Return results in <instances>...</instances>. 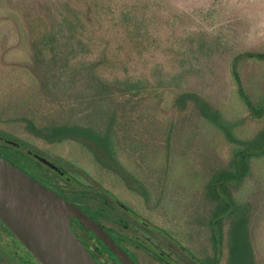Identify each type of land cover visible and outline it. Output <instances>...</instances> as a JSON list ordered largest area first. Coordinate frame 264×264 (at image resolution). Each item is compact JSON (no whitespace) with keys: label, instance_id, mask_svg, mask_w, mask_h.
<instances>
[{"label":"trees","instance_id":"obj_1","mask_svg":"<svg viewBox=\"0 0 264 264\" xmlns=\"http://www.w3.org/2000/svg\"><path fill=\"white\" fill-rule=\"evenodd\" d=\"M99 1L104 2L0 0V23H7L11 32L5 36L12 39V49L25 47L20 60L0 50V65L10 78L6 86L0 85V135L30 139L37 153L41 150L33 146L32 136L50 145L81 148L83 157L74 156L78 162L43 154L71 176H93L90 168L95 179L100 177L95 180L97 190H108L100 180L107 174L124 185L139 184L137 189L129 187L145 199L158 191L161 180L148 159L168 161L186 153L190 162L203 161L208 174L198 169L201 183L190 192V205L212 209L192 215L193 222L205 223L215 242L221 239L218 227L228 220L233 225L228 248L234 264H251L248 203L241 192L232 195L230 190L238 192L251 173L252 160L264 159V69L251 85L244 84L242 71L249 60L264 68V50L230 51L229 73L239 107L230 99L220 104L177 83L176 77L157 84L129 78L109 81L98 73L99 61L81 58L90 47V24L100 17L92 7ZM96 4L105 11V3ZM224 147L229 152L226 162L220 154ZM152 177L157 179L150 184Z\"/></svg>","mask_w":264,"mask_h":264},{"label":"rangeland","instance_id":"obj_2","mask_svg":"<svg viewBox=\"0 0 264 264\" xmlns=\"http://www.w3.org/2000/svg\"><path fill=\"white\" fill-rule=\"evenodd\" d=\"M101 1L105 3L103 12L92 3L100 17L90 24L87 34L90 47L81 57L99 61L101 76L109 81L129 78L147 84L166 83L176 77L177 83L197 89L220 104H226L230 99L239 107L229 73L230 51L264 50V0ZM103 3L99 1L96 6ZM10 33L9 25L0 23V50H8L10 59L20 60L25 47L18 45L12 49V39L7 37ZM263 69L253 61H246L242 69L244 84L251 85V80H259ZM7 73V68L0 65L2 86H6L10 79ZM17 129L18 133L22 130L21 127ZM31 139L33 146L41 150L40 156L53 163H57L53 156L77 161L74 157L77 153L79 158L84 155L81 148L77 151L66 143L50 145L33 136ZM43 150L52 157L43 154ZM220 154L222 162H226L228 148L224 147ZM164 160L148 159L161 177L157 192L160 201L165 202L177 217L181 215L182 207L189 208L194 215L208 214L212 207L203 205L196 209V205L195 208L190 205L193 196L190 192L201 183L200 172L208 174V164L203 165L201 160L190 162L186 153ZM28 162L43 170V164L38 161L30 159ZM251 166V173L238 192L231 189L230 194L241 192L243 201L248 203V239L256 257L255 263L264 264V159L252 160ZM88 171L94 176L93 170L89 168ZM119 179L107 174L100 180L118 198L134 208L139 207L138 196L126 194L125 187L131 183L124 185ZM156 179L152 177L150 184ZM202 192L203 189L199 188L198 195L201 196ZM172 194L175 195L170 197ZM141 210L143 216L154 219L153 213ZM221 226L226 231L229 221H223Z\"/></svg>","mask_w":264,"mask_h":264},{"label":"flooded vegetation","instance_id":"obj_3","mask_svg":"<svg viewBox=\"0 0 264 264\" xmlns=\"http://www.w3.org/2000/svg\"><path fill=\"white\" fill-rule=\"evenodd\" d=\"M0 157L78 208L134 264H234L228 248L232 223H229L226 231L221 225L218 227L216 235H220L221 239L214 242L209 239L211 233L205 223L192 222L194 214L189 208L182 207L181 215L175 216L169 206L160 201L158 191L145 199L139 191L126 186V194L138 196L139 207L134 208L110 189L97 190L93 176H71L56 163L51 162L59 172L45 165L37 159L41 157L40 154L34 152L30 142L25 139L17 141L11 136L0 135ZM30 159L43 164V170L31 165L28 162ZM131 184L135 189L139 185L134 182ZM141 209L153 213L154 219L143 216ZM53 210L59 221L68 225L71 237L97 264H123L115 252L77 215L56 204H53ZM180 219L183 220L182 223L179 222ZM246 234L248 236V231ZM219 243L222 244L221 249ZM248 245L251 246L249 239ZM251 252L249 260L251 264H255L256 257L253 250ZM0 264H43L1 220Z\"/></svg>","mask_w":264,"mask_h":264},{"label":"water","instance_id":"obj_4","mask_svg":"<svg viewBox=\"0 0 264 264\" xmlns=\"http://www.w3.org/2000/svg\"><path fill=\"white\" fill-rule=\"evenodd\" d=\"M45 165L59 170L43 157ZM53 204L77 215L115 252L123 264H134L113 240L78 208L0 157V220L43 264H97L56 217ZM67 227V229H66Z\"/></svg>","mask_w":264,"mask_h":264}]
</instances>
